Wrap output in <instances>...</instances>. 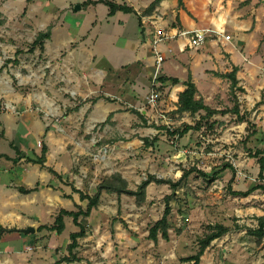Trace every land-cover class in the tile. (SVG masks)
I'll return each instance as SVG.
<instances>
[{"label":"rangeland","instance_id":"obj_1","mask_svg":"<svg viewBox=\"0 0 264 264\" xmlns=\"http://www.w3.org/2000/svg\"><path fill=\"white\" fill-rule=\"evenodd\" d=\"M109 1L115 2L118 7L128 4V0ZM79 4L81 8L76 9ZM86 4L85 0H0V73L3 68H8L10 82L17 91L26 96L38 87L43 91L47 89L49 77L56 75V88L61 89L65 84L49 62L58 63L66 51L60 58L51 61L44 48L33 47L41 31L51 29L52 22L64 20L67 24L63 26V31L69 34L77 32V24L81 23L79 39L86 42L89 50L94 48L97 54L98 62L94 66L86 70L76 69L84 78L85 74H89L85 88L88 86L97 90L93 93L85 89L92 95L87 101L104 95L102 89L107 82H115L119 88L113 94L120 97L123 106L118 110L119 118L113 119L112 115L89 128L86 152L75 158L73 171L77 176L71 180L67 177L66 182L73 186L78 182L83 191L94 195L98 184L114 172L122 173L132 189H137L149 174L178 181L184 171L192 172L175 191L167 183H150L146 189V200L141 205L135 196H119L110 192L103 201L104 214L93 210L89 217H81L86 228L96 234L95 240H81L80 247L83 249L75 250L81 252L89 248L93 260H97L105 255L101 252L102 247L108 246L109 257L118 258L113 264H186L183 258L197 253L201 239L212 231V227L222 224L229 228L228 233L211 242L200 264H264V238L259 239L249 232L250 228L258 227L256 217L264 215V194L261 190L247 196L236 192L247 191L261 181L255 152L264 149V125L259 127L255 121L263 120L258 117L261 111L258 107L264 99L263 96L245 98L242 86L246 84L254 91L259 89V85L264 84V68L245 71L241 80L244 82L234 88L231 79L223 76L228 67L227 57L217 56L210 60V64L207 63L209 61H202L199 65L201 70L196 69L198 96L220 111L239 105L248 123H239L233 112L216 113L204 118V110L194 114L178 112L175 97L163 85L158 88L160 96L157 103L152 105L149 94L155 67L147 68L141 57L133 59V44L144 41L142 25H152L146 19L144 7H140L139 12L120 10L105 19L107 13L104 8H82ZM49 21L52 24L48 25ZM211 39H217V36L208 40ZM152 40L148 36L150 43L144 48V53H150ZM167 46V42L160 43V48L170 58ZM104 56L117 66L130 62L118 70L108 69L106 83L100 85L93 78V72H101L100 65L108 68L109 63ZM169 58L163 62L161 74L170 67ZM173 72L181 74L178 70ZM20 73L26 79L21 84ZM73 83L70 82L69 89L73 88ZM66 93L70 102L74 101L67 111L86 101L83 95ZM5 101L0 103L1 110H4L2 104ZM32 109L41 116L46 114L37 104H33ZM142 110L145 111L144 118L135 112L142 114ZM129 112L130 115L127 114ZM187 125L191 127L186 134H179ZM254 130L257 133H253ZM96 132H102V135L95 136ZM74 145L71 144L72 147ZM226 164L230 166L224 169ZM171 194L174 198L169 215L170 239H163L159 233L155 242L149 238L150 228L162 218L166 197ZM73 208L77 209L76 206ZM58 210L59 207L56 208V215ZM65 223V230L59 234L61 241L56 243V252L62 254L71 242L74 222L66 216Z\"/></svg>","mask_w":264,"mask_h":264},{"label":"crops","instance_id":"obj_2","mask_svg":"<svg viewBox=\"0 0 264 264\" xmlns=\"http://www.w3.org/2000/svg\"><path fill=\"white\" fill-rule=\"evenodd\" d=\"M85 1L87 4L82 8H104L107 13L105 19L116 15L121 10L116 8L114 14H110L106 3L99 2V0ZM153 1L128 0L127 5L139 12L140 7L146 9ZM182 2L180 4L179 0H161L155 10L146 15V19H149L152 25L150 27L146 23L142 25L144 41L140 44H133L135 50L133 59L137 60L141 57L148 68L153 66L155 56L150 54L153 52V47L149 50L150 53H144V48L150 43L148 36L153 38L156 27L166 30L210 27L220 32V34H215L217 39L208 40L202 49L189 47L184 37L167 41V47L171 52L170 58L161 49L166 60L170 59V67L162 73L168 80L162 82V85L166 86L171 96L175 97L176 109L179 94L186 88L185 82L189 75L199 88L196 69L201 70L199 65L202 61H209L207 63L210 64V60L216 59L217 56L227 57L228 67L225 73L236 68L238 84L244 82L241 80L245 71H253L256 67L264 68V0H182ZM119 22L122 23L121 20ZM52 23L51 36L45 40L44 49L51 61L60 58L66 51L65 56L60 58L58 63L49 62L53 65L54 72L58 73L65 83L61 89L55 86L57 75L56 77L50 76L47 89L41 91L38 87L32 94L26 96L11 84L7 67L3 68L0 73V103L5 100L9 101L14 103L19 110V112L4 111L0 108V226L5 229L0 233V264H54L63 256L69 255L68 247L65 248L63 254L56 252V243L61 241L59 234L61 235L66 227L59 233L49 226L55 221L57 207H59L58 212L61 208L76 210L73 208L76 204L85 208L84 204L87 200H81L80 193L74 190L77 188L83 191V188L78 182L74 186L68 184L67 177L71 180L77 176L73 171V166L77 155L86 152V136L90 133L89 128L104 118V120L108 119L111 113L113 119L119 118L118 110L123 108L120 97L113 95L118 91V86L115 82L106 83L105 76L108 69L118 70L130 61L117 66L109 57L104 56L109 63L108 68L100 65L101 72H93L95 76L93 78L97 84H107L102 89L104 95L96 97V100L87 101V98L92 95L85 92V89L88 88L93 93L97 90L88 86L85 88V82H89V74H85L84 78L77 73L76 69L86 70L98 62L95 49L89 50L86 42L79 39L82 31L80 22L77 24L79 30L70 34L63 31V26L67 24L66 20ZM52 23L49 21L48 25ZM227 34L231 35L230 39L225 37ZM75 42L77 45L73 46ZM173 70L181 71V74ZM18 75L21 76L19 84L24 83L25 77L21 73ZM175 78L179 79V82L173 83L172 79ZM71 81L74 82L73 88L69 89ZM242 88L245 89V98L255 99L263 96L264 99V84L259 85L256 91L246 84ZM66 92H70L72 96L74 94L83 95L85 103L83 105L77 103L75 107L77 110L67 111L68 106H72L74 101L70 102V97ZM196 98H200L198 92ZM33 104L45 110L46 114L39 115L36 110L32 109ZM131 105L128 104V106ZM259 109L261 111L258 117L263 120L255 122H258L261 127L260 124L264 125V101L258 107ZM248 110L251 111V109ZM144 112L142 110V115ZM97 135H102V132H96L95 136ZM72 143H75L73 147ZM44 147L47 148L44 164L31 161L30 159L42 156ZM80 169L84 171L83 166ZM109 194L110 192L104 190L98 206L93 210L104 214L102 212L103 201ZM68 217L73 222V218ZM80 221L84 223L81 218ZM69 223L70 221L67 222L68 225ZM41 225L47 226L41 228ZM75 225L73 223L71 233L79 230ZM29 226H33L35 230L29 233L22 230ZM91 231L92 229L86 228V235L79 238L77 249H83L80 247L83 241L95 240L94 235L96 234L93 235ZM107 247H102L101 252L105 255L98 257L97 260H93L90 249L85 248L81 252L74 250L78 259L71 262L64 261L60 264H80L82 262L113 264L118 258L109 257Z\"/></svg>","mask_w":264,"mask_h":264},{"label":"trees","instance_id":"obj_3","mask_svg":"<svg viewBox=\"0 0 264 264\" xmlns=\"http://www.w3.org/2000/svg\"><path fill=\"white\" fill-rule=\"evenodd\" d=\"M102 2L106 3L110 8V14H114L116 11L117 4L115 2L109 1V0H101ZM161 0H154L146 9L145 12L147 14H151L155 8L159 5ZM180 4H182V0H179ZM121 10H125L127 12H136L133 7H130L128 5H120ZM51 36V29L47 31H42L39 33L38 37L34 41L35 46H40L41 48H44V42L47 38ZM223 76L229 77L231 79V85L232 87H236L239 83V80L236 76V68L228 73H225ZM168 80L167 77H164L162 74L159 76L158 80V88L162 86V82H165ZM173 83L179 82V79L175 78L172 79ZM186 88L180 92L179 94V100H178V108L176 109L178 112H190V113H197L201 110H204L206 113L203 115L204 117H211L212 115L216 113H226V112H233L237 115L238 120L241 121H248L246 115L244 113H241L239 105H235L231 109H227L226 111H220L219 109L213 108L205 103L203 98H196V94L198 92V88L196 83L192 80V76L189 75L188 80L185 82ZM139 113V115L143 117V115L139 111H135ZM112 117V113L109 115L108 118ZM190 125H187L182 131H180L179 134L183 135L185 134L188 129L190 128ZM255 131H253L254 133ZM177 133V132H176ZM174 132V134H176ZM47 148H43V154L37 159H30L31 161L38 162L41 164H44L45 162V154H46ZM255 156L258 157V163L260 166V172L259 177L260 180L258 183L250 187L247 191H236L237 194H242L244 196H247L251 194L253 191L261 190L264 194V149H257L255 152ZM228 164L225 165L224 169L227 168ZM51 171H53L51 169ZM192 171H184L183 175L180 177L178 181H174L172 179H166V178H159L154 174H149L146 179H144L138 186L137 189H132L129 187L128 180L122 175L120 172H114L110 176L106 177L104 180H102L97 187V191L94 195L84 193L83 191L74 188L75 191L80 193L81 200H88L87 205L85 208H83L81 205L76 204L77 209L76 210H70L66 208H61L58 214L55 217V221L53 225L49 226L52 230H56L57 232H62L65 228V216H71L73 218V222L79 226L78 231H74L70 234L71 242L68 244V250L69 255L63 256L61 259L57 260L54 264H60L61 262H71L76 259H78V256L74 252V250L79 246V238L84 237L86 235V225L80 221L81 217H87L89 216L93 209H95L101 198V194L104 190L108 192H115L119 196L122 194H128L135 196L137 199V203L141 205L146 200V189L147 186L152 183H167L170 184L173 191H175L188 177V175ZM166 206L164 210V214L162 218L158 219L156 223L150 228L149 232V238L154 240L155 242L159 239V233H161L162 237L166 240H169L170 234H169V228H170V221H169V215L172 212V204L171 200L174 198L173 194L168 195L166 197ZM258 220V227L256 228H250L249 232L255 236H257L259 239L264 238V215H259L256 217ZM47 225H41L40 227H44ZM5 230L2 226H0V233ZM229 228L227 226H224L222 224H217L215 227H212V231L208 233L204 238L201 239L200 243V249L197 253L189 255L187 257H184L183 260L185 262H188L189 264H200L201 257L204 254L206 248L211 244V242L217 238H220L224 236L226 233H228Z\"/></svg>","mask_w":264,"mask_h":264},{"label":"built area","instance_id":"obj_4","mask_svg":"<svg viewBox=\"0 0 264 264\" xmlns=\"http://www.w3.org/2000/svg\"><path fill=\"white\" fill-rule=\"evenodd\" d=\"M220 34V32L215 31L213 28H198V29H172L166 30L164 28L156 27L153 33V40H152V49L154 52V63L153 66L155 67L154 73H152V86L150 89L149 94V102L152 105L157 103V100L160 96L158 90V80L159 76L161 75L160 71L163 65V62L166 60V57L163 51L160 48V43L167 42L172 39H178L184 37L187 39V45L192 48H199L204 45L207 40L214 36L215 34ZM222 34V33H221ZM227 39L231 38V35H225ZM2 108L4 110H12L16 111V106L8 101L3 102Z\"/></svg>","mask_w":264,"mask_h":264},{"label":"water","instance_id":"obj_5","mask_svg":"<svg viewBox=\"0 0 264 264\" xmlns=\"http://www.w3.org/2000/svg\"><path fill=\"white\" fill-rule=\"evenodd\" d=\"M79 8H81V5H77L76 6V9H79ZM117 8H119L118 6H117ZM24 232H26V233H29V232H33L34 230H35V228L33 227V226H29V227H27V228H24V229H22Z\"/></svg>","mask_w":264,"mask_h":264}]
</instances>
